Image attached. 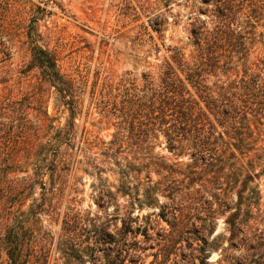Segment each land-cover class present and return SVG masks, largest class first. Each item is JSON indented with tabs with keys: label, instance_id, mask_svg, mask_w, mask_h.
<instances>
[{
	"label": "trees",
	"instance_id": "obj_1",
	"mask_svg": "<svg viewBox=\"0 0 264 264\" xmlns=\"http://www.w3.org/2000/svg\"><path fill=\"white\" fill-rule=\"evenodd\" d=\"M158 1L187 9L182 35L167 43L157 16L115 74L63 69L0 0V264H144V209L169 225L149 264L185 249L188 264H264V0ZM20 29L28 61L14 68Z\"/></svg>",
	"mask_w": 264,
	"mask_h": 264
},
{
	"label": "rangeland",
	"instance_id": "obj_2",
	"mask_svg": "<svg viewBox=\"0 0 264 264\" xmlns=\"http://www.w3.org/2000/svg\"><path fill=\"white\" fill-rule=\"evenodd\" d=\"M183 2V0H173ZM17 21H34L35 35H38L39 43L51 51H56L59 56V64L63 69L79 66L90 67L94 72L98 67L114 71L120 74L130 69V57L142 56V53L133 47V43L139 41L137 34L143 27L157 16L163 15L168 20V32L165 35L168 43L169 37L174 39L181 36L187 23V9L180 6H172V9H161L158 0H15ZM29 14H25L28 12ZM178 13L181 17L173 18ZM31 21V22H32ZM23 30L11 37L13 44V67L20 68L28 61V55L23 44ZM22 32V33H21ZM264 46L257 44L254 48V56L260 58L264 55ZM143 70L138 67L137 73ZM49 112L52 113L51 107ZM65 115L60 116L63 123ZM111 129H102L99 136L104 140L110 139ZM156 152L171 158L163 146ZM185 161V160H184ZM264 167V159L258 163ZM261 169V168H260ZM109 177L113 181L112 176ZM264 178L255 184L262 188ZM79 195L83 209L94 210L90 195V180L83 177ZM140 219L150 228L146 235L138 234L135 238L142 251L144 264H149L156 253L154 245L161 238L163 230L169 225L152 214L151 209H144L139 214ZM119 226V224H118ZM154 227V230H151ZM51 230L56 233L58 226L52 225ZM226 235L223 220L219 219L215 235ZM189 251L185 249L177 258L179 264H188ZM219 258V253L210 255L209 263H214Z\"/></svg>",
	"mask_w": 264,
	"mask_h": 264
}]
</instances>
